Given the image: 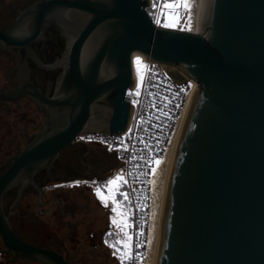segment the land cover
Segmentation results:
<instances>
[{
	"label": "water",
	"instance_id": "obj_1",
	"mask_svg": "<svg viewBox=\"0 0 264 264\" xmlns=\"http://www.w3.org/2000/svg\"><path fill=\"white\" fill-rule=\"evenodd\" d=\"M149 4L42 0L22 15L33 16L35 34L53 21L67 43L52 67L62 69L54 94L35 95L46 122L0 179L1 250L14 260L70 264L20 240L2 198L50 174L66 149L89 154L78 136L127 130L137 52L177 83L198 84L172 151L154 264H264V0H202L200 34L156 27Z\"/></svg>",
	"mask_w": 264,
	"mask_h": 264
},
{
	"label": "flooded vegetation",
	"instance_id": "obj_2",
	"mask_svg": "<svg viewBox=\"0 0 264 264\" xmlns=\"http://www.w3.org/2000/svg\"><path fill=\"white\" fill-rule=\"evenodd\" d=\"M40 1L0 0V179L10 166L9 160L46 122V111L38 106L36 93L52 97L62 73V69L52 68L67 43L57 25L44 20L35 34L33 16L21 19ZM100 157L95 151L87 154L83 146L68 148L51 173L36 175L22 195L20 184L9 189L3 195L2 207L16 236L62 254L70 264H108L112 255L108 234L113 225L104 227L89 191L62 186L64 182L98 177ZM51 183L57 186L49 189ZM35 190L42 191L41 196ZM2 247L0 234V264H38L14 260L2 253Z\"/></svg>",
	"mask_w": 264,
	"mask_h": 264
},
{
	"label": "built area",
	"instance_id": "obj_3",
	"mask_svg": "<svg viewBox=\"0 0 264 264\" xmlns=\"http://www.w3.org/2000/svg\"><path fill=\"white\" fill-rule=\"evenodd\" d=\"M201 2L189 0L190 8H179L180 22L170 29L200 34L198 21ZM154 3H157V7H153ZM159 10L158 0H150L146 12L156 27H163L155 22ZM189 14L190 30L185 23ZM163 22L162 20L161 23ZM137 57L141 61L139 65L135 63ZM133 66L136 82L134 88L127 93V100L133 106L127 130L114 135L87 133L76 139L86 144L101 146L107 153L117 157L119 167L110 178L124 173L123 179L127 182H118L119 192H127L128 199L125 200L119 194L115 195V199L123 201L124 208H127V211L122 210V213H125L122 223L124 235L120 233L118 240L124 241L125 233L131 237V240L126 242L127 247L119 245L124 264H154L158 237L156 218H159L160 212L158 189L170 155L174 131L180 124L189 98L198 88V84L194 80L177 83L162 64L149 61L141 55L133 56ZM125 148L127 150H124ZM110 178L81 179L64 182L62 186L75 184L95 191L97 186L103 185ZM55 186L56 183H51L48 188L53 189ZM110 187L115 192L116 185Z\"/></svg>",
	"mask_w": 264,
	"mask_h": 264
},
{
	"label": "snow or ice",
	"instance_id": "obj_4",
	"mask_svg": "<svg viewBox=\"0 0 264 264\" xmlns=\"http://www.w3.org/2000/svg\"><path fill=\"white\" fill-rule=\"evenodd\" d=\"M158 5H159L160 10L156 14L155 22L157 24H160L161 26H163L165 28L175 27L177 24H179L180 19H181V13L178 11L179 8L183 7L184 9H188L191 7L189 0H158ZM153 7H157V3H154ZM190 19L191 18H190V14H189V18L185 22L186 26L189 28V30H190ZM162 20L164 21L163 23H161ZM135 63L137 65H139L141 63L139 57L136 58ZM120 143L123 144V141H121ZM124 150H127V149L125 148ZM155 162L157 164L159 163V161H155ZM123 178H124V173L123 172L118 173L115 177L108 179L103 185L97 186L95 188L97 198L101 200V203H103L105 207H108V199L111 198L112 204H113L111 211L113 213L117 212L118 207H124L123 201H118L115 199L116 194L123 196L125 200L128 199V193L127 192H119L120 185L118 182H121V181L124 183L127 182ZM112 185H116L115 192L110 187ZM102 188L108 190L107 196L102 191ZM121 215H123V213H121ZM112 222L118 229H120L121 231L124 230L123 227L121 226V224L117 223L115 216L112 218ZM108 235L111 236L112 233H109ZM129 240H131V237L128 236L127 233H125L124 241L116 240V241L110 243L109 246L114 249L113 254L115 255L118 252L122 251V249L120 247H117V245L123 244L124 247H127L128 245L126 242ZM106 243H108V241H106ZM121 264H124L123 256H121Z\"/></svg>",
	"mask_w": 264,
	"mask_h": 264
},
{
	"label": "rangeland",
	"instance_id": "obj_5",
	"mask_svg": "<svg viewBox=\"0 0 264 264\" xmlns=\"http://www.w3.org/2000/svg\"><path fill=\"white\" fill-rule=\"evenodd\" d=\"M88 145H90L92 147V152H93L94 151V148L93 147L95 145H91V144H88ZM86 164L87 165L88 164L91 165L89 162H87ZM165 174H166V166H165V171L163 172L162 179L160 181V185H159V189H158V191H159V206L161 205L162 194H163V191H164ZM112 175H113V173L110 174V175H108L107 177L110 178ZM87 179L95 180L96 178L90 177V178H87ZM71 185L74 186V187H76L75 184H71ZM82 188H84V187H82ZM84 189H86L87 192L89 191L88 193L91 195V197L94 200L95 204L98 206L96 208V210H97L96 212L101 214V218H102L101 221H102V224L104 225V227H107L108 224L113 225V229L114 230L112 231V235L110 236V239L111 240H110L109 243H112V242L118 240L119 234L121 233V235L122 234L124 235V233L113 224L112 218L115 216L116 217V220H117V223L121 224V226L123 227V224L122 223H124L125 213H123V215H121V213H122V210L127 211V208L126 207L125 208L123 207V209H121V210H119L117 208V212L116 213H113L111 211V209L113 207V204H112V200L110 198L108 199V207H105L104 204L101 203V200L97 198L96 192L94 190H92L91 188H84ZM102 191L104 192V194L106 196L108 195V190L102 188ZM91 206H94V205H91ZM156 221H158V216L156 218ZM157 227H158V225H157ZM117 247H119V245H117ZM110 250H111V254L112 255H111V258H109L108 264H121V256H122L121 255V252H118L116 254V256H115L113 254L114 249L112 247H110Z\"/></svg>",
	"mask_w": 264,
	"mask_h": 264
},
{
	"label": "crops",
	"instance_id": "obj_6",
	"mask_svg": "<svg viewBox=\"0 0 264 264\" xmlns=\"http://www.w3.org/2000/svg\"><path fill=\"white\" fill-rule=\"evenodd\" d=\"M93 148L96 153L101 155L96 167L99 175L96 177V179H104L108 175L112 173L114 174L119 167V161L117 157L113 154L107 153L106 150L101 146L95 145Z\"/></svg>",
	"mask_w": 264,
	"mask_h": 264
},
{
	"label": "bare ground",
	"instance_id": "obj_7",
	"mask_svg": "<svg viewBox=\"0 0 264 264\" xmlns=\"http://www.w3.org/2000/svg\"><path fill=\"white\" fill-rule=\"evenodd\" d=\"M201 6H202V2H201ZM199 32H200V29H199ZM88 50H89V47L86 48V52H88ZM139 55L140 54L136 52V53H134L133 56L135 57V56H139ZM196 91H197V88L192 92V94H191V96L189 98V101H188L184 116H183L180 124L178 125V127L175 129L173 137H172L170 155H169V158H168V160L166 162V174H165V181H164V189L166 187L167 176H168V171H169V167H170V161H171L173 147L175 146V143H176L177 139L180 136V133L182 131V127L184 125V122H186V120H187V117H188L187 115H188V112L190 110V105L192 103V99H193V96H194ZM163 196H164V191H163V194H162V199H163ZM162 199H161L160 212H159V218H158V226H159V219H160V214H161ZM158 235H159V231H158ZM157 245H158V239H157V242H156V248H157ZM155 252H156V250H155ZM154 263H155V255H154Z\"/></svg>",
	"mask_w": 264,
	"mask_h": 264
}]
</instances>
